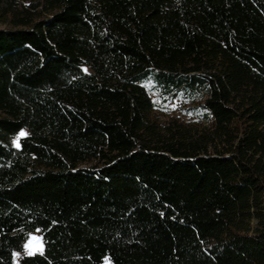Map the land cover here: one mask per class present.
<instances>
[{
    "label": "trees",
    "instance_id": "trees-1",
    "mask_svg": "<svg viewBox=\"0 0 264 264\" xmlns=\"http://www.w3.org/2000/svg\"><path fill=\"white\" fill-rule=\"evenodd\" d=\"M34 233L18 264H264V0H0V264Z\"/></svg>",
    "mask_w": 264,
    "mask_h": 264
},
{
    "label": "rangeland",
    "instance_id": "rangeland-1",
    "mask_svg": "<svg viewBox=\"0 0 264 264\" xmlns=\"http://www.w3.org/2000/svg\"><path fill=\"white\" fill-rule=\"evenodd\" d=\"M154 100H156V97H154ZM157 118L161 121V122H167L168 120L171 119H180V120H184V121H188V118H186V107L183 104H178V103H164L162 101H157ZM188 109V108H187ZM35 237L37 238L41 243H42V253L44 251V245H43V239L42 236L40 235V233H34L30 236V239L28 240V242L26 244H29V242L31 241V247L35 250L37 249L38 245H37V241L36 240H32V238ZM41 254V251L39 250H35L34 254ZM22 255H27V256H32L28 254V250L25 248V252L23 254H19V253H15L14 255V262L16 264L19 263Z\"/></svg>",
    "mask_w": 264,
    "mask_h": 264
},
{
    "label": "snow or ice",
    "instance_id": "snow-or-ice-1",
    "mask_svg": "<svg viewBox=\"0 0 264 264\" xmlns=\"http://www.w3.org/2000/svg\"><path fill=\"white\" fill-rule=\"evenodd\" d=\"M25 135H26V133H24V132H21V133H20V136H21V137H23V136H25ZM14 145H15L17 148L19 147V140H18V139L14 141ZM32 240H36V241H37V245H38V247H37V249H35V250H39V251H41V254H42V243H41L37 238H35V237H33ZM25 248L28 250V254H29V255H33V254H34L35 250L31 247V241L29 242V244H26V245H25Z\"/></svg>",
    "mask_w": 264,
    "mask_h": 264
}]
</instances>
